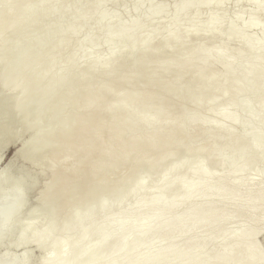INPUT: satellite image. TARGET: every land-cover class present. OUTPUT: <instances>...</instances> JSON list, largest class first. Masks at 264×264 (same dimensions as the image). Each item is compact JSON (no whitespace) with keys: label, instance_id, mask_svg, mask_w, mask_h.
I'll list each match as a JSON object with an SVG mask.
<instances>
[{"label":"bare ground","instance_id":"obj_1","mask_svg":"<svg viewBox=\"0 0 264 264\" xmlns=\"http://www.w3.org/2000/svg\"><path fill=\"white\" fill-rule=\"evenodd\" d=\"M18 1L0 2V162L31 136L0 171V264H30L29 245L42 252L37 264H264V0L225 23L227 0H180L166 26L157 0H135L130 18L117 11L121 0H25L14 14ZM185 63L192 69L167 83ZM133 81L137 92L123 100ZM236 128L213 158L211 148L182 154L202 133L217 143ZM136 129L148 136L129 139ZM165 148L180 154L165 158ZM52 155L75 165L45 184L54 186L47 197L28 196ZM87 166L79 187L96 191L58 209Z\"/></svg>","mask_w":264,"mask_h":264},{"label":"rangeland","instance_id":"obj_2","mask_svg":"<svg viewBox=\"0 0 264 264\" xmlns=\"http://www.w3.org/2000/svg\"><path fill=\"white\" fill-rule=\"evenodd\" d=\"M4 0H0V2H3ZM156 1V0H154ZM180 0H157V2L161 3L163 6H164V9L160 15V19L162 20L163 22V25L166 26L167 25V19L170 17V15L172 14L173 12V7H174V4L178 3ZM253 0H246V1H243V2H239V0H227L223 6V17H222V21L225 23L226 21H233L235 20V15L238 14L239 12L241 11H244V10H248L251 8V5H252V2ZM255 1V0H254ZM25 3V0H19L17 2V4L15 5V8L13 9V13H18L21 8L23 7V4ZM135 4V0H121L119 2V4L117 5V11L121 14V16L123 18H130L133 16V12H132V8ZM112 9V6L111 5H108L106 6V10H111ZM207 15V10L205 8V5L198 11L197 13V16H196V19L197 21H201L205 18V16ZM182 16H180V18H182ZM257 21L259 23H264V13H260L258 16H257ZM236 23H239V22H236ZM102 24V22H100L99 24H97L95 27L98 28L100 27ZM25 23H22L20 25H15L12 29L9 30L10 32V35H12V33H14L15 31H19V29H22L23 27H25ZM258 36V34H257ZM163 41V38L160 37L158 38L156 41H155V44L154 46L155 47H158ZM1 39H0V56H1ZM227 55H230V53H228ZM70 64H73V62H70ZM192 69V67L188 64V63H185L181 68L179 69H176L174 70L173 72H171V74L166 78L168 80L167 83L171 82V81H175V80H180L181 76L184 74V72H188ZM218 67H210L204 77V79L214 75L215 73L218 72ZM156 72L158 73V71L156 70ZM123 72H121V75ZM120 75V76H121ZM119 76V78H120ZM100 75H96L94 77L91 78L90 82H89V86H93V84L99 79ZM168 89V88H166ZM138 90V86H137V81H133L130 85H128V87L124 90L123 92V95H122V99L123 100H126L129 95L131 93H135L137 92ZM214 90V88H211V87H205L204 88V94L205 95H208L209 93H211L212 91ZM226 92H228L226 90ZM251 96V91H248L246 93L243 94V97L244 98H248ZM258 98L259 100L261 101H264V89H262L259 93H258ZM56 97L55 96H51V101L52 100H55ZM107 103H111V98H109L107 100ZM97 103L94 102L92 107H96ZM157 109H158V106L157 105H152L151 107H149L147 109V112L149 114H153V113H156L157 112ZM79 111H82L83 110V107H79L78 109ZM138 111V110H137ZM136 111V112H137ZM184 111L186 114L189 113V110H188V106H186L184 108ZM170 113H171V110H168V113H165V116L162 117V118H168L170 116ZM207 114V108H203L202 110L199 111V115L201 117H205V115ZM263 114H264V110H263ZM240 119L243 118V115H240L239 116ZM258 123L257 120H254L253 122V125H256ZM121 124V122L118 120L116 122V126L119 127V125ZM96 127V124H95V121L93 122H87L85 124V129L87 131H90L92 129H94ZM20 128V124H17L16 126V129L19 130ZM238 128L234 129L229 136H222V138L217 142L215 143L211 137L209 136L208 133H202L200 134V136H198L196 139H195V142L190 146V149H186L185 151L182 152V154L184 156H187L189 153H193V152H202L204 151L205 149H208V148H211L210 151H211V158H213V154H215L217 152V150H219L223 144V142L233 136L236 132H237ZM31 136V134L27 133V134H24L22 135L18 140L15 141V143H13V145H11L7 150L6 152L4 153V156L3 158L1 159V162H0V171L5 167V165L8 163V161L10 160L11 156L13 155V153L19 148V146L25 142L27 139H29ZM146 136H148V133L147 132H142L141 130L139 129H136V131H134L133 133H131L128 138L129 139H135V138H145ZM40 145V144H39ZM115 149H118L119 148V144H116L114 146ZM178 155L180 154L179 151L176 149V148H172V149H169V148H165L163 153H162V156L163 157H170L172 155ZM154 157V154L151 153L150 154V159H152ZM248 159V158H247ZM176 162L179 161L178 159H175ZM100 161V160H99ZM56 156L52 155V156H49L47 157L41 164L40 166V169L41 170H45V169H50L51 168V171L48 175V177L44 180L40 179L39 180V183L36 187H33L31 186L29 188V194L28 196H33L35 194H38L40 195V197L42 198H45L47 197L49 194H51L54 190V186H46L48 185L50 182H53L52 185L55 184L56 182V179L58 178L59 174L62 172V171H65V170H70L74 165H75V162H73V159H69V160H64L62 162H60L59 164L56 165ZM171 165V162H169V160H165L164 162V167H166L165 169H169ZM117 166V162L112 164L110 167H109V170L116 167ZM88 170H89V167L87 166L85 171H84V174H82L80 177H78L76 179V183H75V186H74V190L75 192H73L74 194V200L71 202L69 201V199L67 198V196H64L63 198H61L59 201H58V206L57 208L58 209H61L63 208V210H67L69 208H71L72 205H74L76 202H78L79 200H81L82 198L85 197V193L89 192V191H96V188H97V185L96 184H91L87 187V189L85 191H82L80 189L79 186L82 185V183L86 180L87 178V175H88ZM129 172L126 171V173H123L122 177L119 178V180H117L114 185H113V189H118L120 188V186L125 182V180L129 177ZM45 181V183H44ZM46 184V185H45ZM67 201L69 203H67ZM238 226L237 223H232L230 228L233 227L231 230L233 229H236L235 227ZM256 243L257 245H259L261 248H263L262 250L264 251V231L260 233V235L257 236L256 238ZM25 250H28L32 253L33 255V261L30 262V264H37V260H39L42 256V252L40 250H38L36 247L34 246H31L29 245L27 248H25ZM16 255H19L20 254V251H16L15 252Z\"/></svg>","mask_w":264,"mask_h":264}]
</instances>
